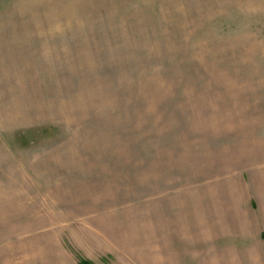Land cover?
Listing matches in <instances>:
<instances>
[{
	"label": "rangeland",
	"instance_id": "rangeland-1",
	"mask_svg": "<svg viewBox=\"0 0 264 264\" xmlns=\"http://www.w3.org/2000/svg\"><path fill=\"white\" fill-rule=\"evenodd\" d=\"M262 115L264 0H0V264H163Z\"/></svg>",
	"mask_w": 264,
	"mask_h": 264
},
{
	"label": "crops",
	"instance_id": "crops-1",
	"mask_svg": "<svg viewBox=\"0 0 264 264\" xmlns=\"http://www.w3.org/2000/svg\"><path fill=\"white\" fill-rule=\"evenodd\" d=\"M259 117L251 130L233 137L235 170L220 174L216 189L202 193L201 185L193 191L189 184L177 201L157 208V262L264 264V115Z\"/></svg>",
	"mask_w": 264,
	"mask_h": 264
},
{
	"label": "trees",
	"instance_id": "trees-1",
	"mask_svg": "<svg viewBox=\"0 0 264 264\" xmlns=\"http://www.w3.org/2000/svg\"><path fill=\"white\" fill-rule=\"evenodd\" d=\"M79 264H96L90 260H87V259H82L80 260Z\"/></svg>",
	"mask_w": 264,
	"mask_h": 264
}]
</instances>
